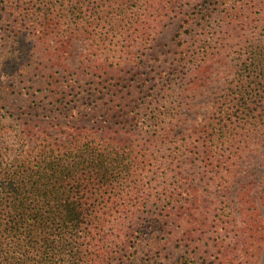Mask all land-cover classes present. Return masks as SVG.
<instances>
[{
  "label": "trees",
  "instance_id": "16d2710c",
  "mask_svg": "<svg viewBox=\"0 0 264 264\" xmlns=\"http://www.w3.org/2000/svg\"><path fill=\"white\" fill-rule=\"evenodd\" d=\"M156 1L0 0V82L26 83L27 90L10 103L8 92L21 87L0 83V264H135L145 258L205 264L203 238H184L186 245L173 247L169 237L183 227L189 200L168 192L144 195L151 184L141 181L137 168V143L156 133L171 109L191 104L186 92L197 95L192 86L201 75L190 80L185 68L204 60L189 52L196 23L193 30L169 29L152 42L144 11ZM221 1L215 12L223 8L230 21L243 13L238 0ZM255 6L258 29L264 0ZM133 30L142 47L152 45L151 64L145 65L146 83L135 88L137 112L128 116L111 101V84L94 79L84 62L74 67L70 60L81 41L88 45L87 61L100 49L122 54L119 41ZM244 57L231 92L195 128L196 147L207 156H223L247 126L253 138L264 136V34ZM197 220L201 237L208 224ZM162 246L165 253L156 257Z\"/></svg>",
  "mask_w": 264,
  "mask_h": 264
},
{
  "label": "rangeland",
  "instance_id": "374dc122",
  "mask_svg": "<svg viewBox=\"0 0 264 264\" xmlns=\"http://www.w3.org/2000/svg\"><path fill=\"white\" fill-rule=\"evenodd\" d=\"M219 1L157 0L154 7H145L147 17L143 27L152 35L154 44L158 37L169 33V29L178 31L187 25L193 30L194 24H198L197 38L191 42L189 52L204 60L200 67L192 62L185 68L190 80L201 75L199 84L192 86L197 95L186 92L191 96L187 99L191 104L183 110L171 109L173 113L160 122L162 126H158L157 132L152 130L137 143L142 146V162L137 168L141 181L151 184L144 195L159 198L168 192L175 194L179 201L187 198L190 202L180 222L183 227L174 228L169 235L174 239L173 247L186 245L184 238L194 243L196 240L191 237L195 236L204 239L200 241L208 251L205 264H264V136L253 138V127L247 126L235 144L220 152L223 156L218 158L214 157L215 152L207 156L196 147L195 128L213 117L217 99L230 93L234 80L243 73L241 64L245 54L253 48V39L264 34V21H260V28L255 27L256 0L236 1L235 6L243 13L232 21L223 8L215 12L224 2ZM210 13L213 16H209ZM131 33L123 35L121 39L125 38L119 41L122 54L110 52L107 55L100 49L87 61L88 45L81 41L77 42L70 60L74 67L84 62L94 79L111 84L115 88L111 101L122 104L128 116H134L141 102L135 88L140 89L147 81L150 68L145 65L151 64L147 47L152 46L142 47L138 34L134 30ZM0 83L3 87H21L16 94L8 92L10 103L21 101L19 93L27 91L23 88L26 83ZM189 83L183 86L191 88ZM30 92L34 100L38 89ZM204 218L208 226L205 222V233L200 237L202 228L197 219ZM117 234L118 231L113 232ZM163 248L158 249L156 257L165 253ZM135 264L161 263L156 258H145Z\"/></svg>",
  "mask_w": 264,
  "mask_h": 264
}]
</instances>
